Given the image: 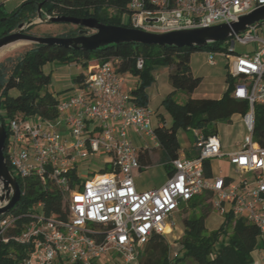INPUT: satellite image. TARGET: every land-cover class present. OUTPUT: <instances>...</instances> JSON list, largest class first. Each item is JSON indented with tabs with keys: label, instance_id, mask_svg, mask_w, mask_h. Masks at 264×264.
Returning a JSON list of instances; mask_svg holds the SVG:
<instances>
[{
	"label": "built area",
	"instance_id": "1",
	"mask_svg": "<svg viewBox=\"0 0 264 264\" xmlns=\"http://www.w3.org/2000/svg\"><path fill=\"white\" fill-rule=\"evenodd\" d=\"M264 5V0H128L122 21L149 32L201 28L236 21ZM257 24L225 40L232 96L246 100L241 115L246 133L233 152L222 151L216 133L191 129L195 154L169 161L171 172L159 187L138 190L133 172L142 167L130 132L149 136L158 145L153 111L137 105L123 87L114 60L93 61L86 67V88L58 100L54 120L13 118L7 121V162L20 177L50 181L62 194L64 217L32 212L16 235H7L16 220L0 216V241L31 244L21 264H102L103 255H119L121 264H134L138 253L155 234L172 232L174 218L202 195L211 210L254 224L264 236V146L254 138V106L264 104V36ZM253 44L237 53L236 45ZM212 55L213 53H209ZM213 63V57H208ZM142 61L138 60L137 66ZM103 152L105 172L80 180V161ZM226 157L234 175H206L204 162ZM108 168V169H107ZM75 175L76 178L73 177ZM178 255L172 253L173 260ZM264 264V262H263Z\"/></svg>",
	"mask_w": 264,
	"mask_h": 264
},
{
	"label": "trees",
	"instance_id": "2",
	"mask_svg": "<svg viewBox=\"0 0 264 264\" xmlns=\"http://www.w3.org/2000/svg\"><path fill=\"white\" fill-rule=\"evenodd\" d=\"M38 2H42L41 12L45 14L93 17L105 24L131 27L122 21L123 15L128 12V0H26L9 13L0 4V37L13 31L20 22L35 18ZM76 31L71 30L69 35L60 36L74 35ZM201 50L228 51L225 41L203 48L120 43L94 51L74 50L61 45L29 44L0 60V121L8 134L6 123L9 119L36 117L54 120L58 116L57 94L48 89L51 73L44 70V66L49 63L79 64L83 70L73 77V81L76 88L85 89L89 61L93 59L103 63L114 60L116 72L137 77L138 83L129 90V94L135 104L143 106H148L146 87L154 81L153 72L159 67H165L172 90L164 96L160 105L169 114L170 123L159 124L154 127V131L160 158L164 159L163 167L169 174V161L178 156L180 148L177 139L179 130L200 129L205 135L216 133L217 122H230L233 115H243L248 109L246 100L232 96L233 83L227 73V86L220 98L190 96L201 82V77L192 73L190 55ZM138 60L142 61L140 67L137 66ZM13 90L18 93L12 95ZM178 91L189 95L183 103L174 99ZM253 135L264 146V104L254 106ZM139 156L142 167L150 164L148 150H140ZM4 157L20 187L19 200L1 216L16 218L7 235L18 234L31 219L30 215L38 204L46 216L64 217L62 194L58 188L50 181L41 182L37 177H20L8 165L6 148ZM204 172L210 175L209 161L204 162ZM73 177L76 178L75 175ZM206 199L200 195L189 202L188 207L197 210L182 218L180 248L173 260L169 256L170 245L165 236L155 234L142 246L134 264H179L185 259H191L196 264H252V252L264 250V236L260 235L254 224L244 218H235L230 213L223 216L217 229L207 231L205 219L211 206L210 203H204ZM30 250L31 244L0 241V264H21Z\"/></svg>",
	"mask_w": 264,
	"mask_h": 264
},
{
	"label": "rangeland",
	"instance_id": "3",
	"mask_svg": "<svg viewBox=\"0 0 264 264\" xmlns=\"http://www.w3.org/2000/svg\"><path fill=\"white\" fill-rule=\"evenodd\" d=\"M256 33L260 36H264V21H260L257 23ZM78 28L75 25L68 23H39L31 28L27 29V33H31L37 36H60L61 34L69 35V31L77 30ZM77 32V31H76ZM91 32V31H89ZM29 44H25L23 41L16 42L12 45H8L0 50V60L4 57L13 54L14 52L22 50L25 46ZM254 48V45L249 43L246 45H236L234 50L237 53H242L244 51L251 52ZM213 53L210 55L209 53ZM213 57L214 62H208V57ZM94 60L91 59L89 63H92ZM228 58L221 51H194L190 55V67L192 73L195 76L201 77L200 84L194 89L193 96L194 97H213L221 95L225 91L227 83L225 81L226 71L228 70ZM44 70L51 73V80L48 85V89L50 91H56L57 88L63 86L65 81H69L67 76V80L64 81V73L71 72L74 76L80 73L83 68L80 66V69H75V67H71L69 65H64L60 63H49L44 66ZM68 75V74H67ZM156 82L153 86L157 85L160 91L166 93L165 87L168 88L169 82L167 79L166 68L159 67L155 69ZM126 83L128 86L131 85L130 80L126 79ZM151 85V84H150ZM148 85L146 87L149 88ZM166 88V89H167ZM151 89V88H150ZM18 92L16 90L12 91V95H16ZM189 95L185 92L178 91L174 97V99L178 103H183ZM148 107L151 110H155L159 105V98L153 96L151 92L150 100L148 103ZM161 106V105H160ZM162 112L166 114L167 120H169V114L165 111V109L161 106ZM216 133L219 135L222 144L226 147V150L235 149V145L240 143L243 139V136L246 133V129L243 124L242 116L240 114H235L231 117L229 121L217 122L215 125ZM130 136L136 143V145H144L147 144L149 150L151 151V162L147 167H143L140 171H137L134 174V182L138 190L140 189H149L153 187H158L162 181L165 179V170L162 164L158 162L160 150L156 146V141L151 139L149 136H145L142 134H133ZM177 139L180 144L179 153L184 152V150L188 153L190 146L194 142V135L191 129L179 130L177 132ZM194 150V148H192ZM108 161V156L103 152L95 153L94 155L87 157L80 161V180L81 182L85 179H88L94 173H98L101 170L105 169L107 166L106 162ZM211 169L212 173L215 175H234V171L232 167L227 163L225 158L221 159H212ZM108 169V168H107ZM1 190V184H0ZM204 203H208L207 200ZM202 203V204H204ZM201 204V205H202ZM185 204L180 205V210H184ZM185 211H181L174 218L175 225L172 227V232L165 235V239L170 245L169 256L172 258V253L175 251H179V238L183 232L182 218L197 210L187 207ZM194 210V211H193ZM37 212H40V208H37ZM223 216L216 213V211L211 210L206 219H205V228L207 231H211L217 229L223 220ZM230 232V231H229ZM257 250L253 253V255H257ZM110 252L107 255H103L100 259L102 264H121L120 256L117 254L111 255ZM179 264H196L191 259H185Z\"/></svg>",
	"mask_w": 264,
	"mask_h": 264
},
{
	"label": "water",
	"instance_id": "4",
	"mask_svg": "<svg viewBox=\"0 0 264 264\" xmlns=\"http://www.w3.org/2000/svg\"><path fill=\"white\" fill-rule=\"evenodd\" d=\"M41 6L42 2H38L35 18L20 22L13 31L0 37V50L17 41H23L25 44L61 45L83 51H94L106 45L120 43L203 48L215 42L225 41L234 34L243 32L248 26L264 21V5H261L229 23L158 33L105 24L93 17L77 18L45 14L41 12ZM39 23H68L78 27V30L76 34L70 36H37L26 32ZM6 137L5 126L0 121V216L20 198L19 184L4 157Z\"/></svg>",
	"mask_w": 264,
	"mask_h": 264
},
{
	"label": "crops",
	"instance_id": "5",
	"mask_svg": "<svg viewBox=\"0 0 264 264\" xmlns=\"http://www.w3.org/2000/svg\"><path fill=\"white\" fill-rule=\"evenodd\" d=\"M24 1H26V0H0V4L2 5V7H3V9H4V11L6 12V13H9V12H12L13 10H15L18 6H20ZM258 27V26H257ZM64 65H69V66H71V67H75V69L77 70V69H80V65L79 64H75V63H70V64H64ZM68 74V75H67ZM166 74H167V79H168V70H167V68H166ZM64 81L65 80H67V76H68V78H69V81L67 82V81H65L64 82V84H63V86H61V87H59V88H57L56 89V91H54V93H56L57 94V98H58V100H61V99H65V98H67V97H69L70 95H72L73 94V92H74V90H75V83H74V81H73V77H74V75H73V73H71V72H65L64 74ZM121 76H122V78H123V87H124V89L125 90H127V91H129L130 89H132V88H134L136 85H137V83H138V79H137V77H135V76H133V75H131V74H129V73H123V74H121ZM153 76H154V81L151 83V85L149 86V88H147V93H148V96H149V100H150V96H151V92H152V94H153V96H155V97H158L159 98V105L156 107V109L155 110H152L153 111V116H152V125H153V127H155V126H157V125H159V124H166V125H168L169 123H170V119L169 120H167V118L166 117H168V116H166V114H164V112H162V110H161V106H160V103H161V101H162V99L164 98V96L165 95H167L171 90H172V87H171V85H170V83H169V85L170 86H168V88L167 87H165V90H166V93H164V92H162V91H160V89H158V86L157 85H155V86H153L154 84H155V82H156V75H155V71L153 72ZM126 79H128V80H130V82H131V85L130 86H128L127 85V83H126ZM168 82H169V80H168ZM151 88V89H150ZM167 88V89H166ZM191 97H193V98H202V97H194L193 96V93H191V95H190ZM221 97V95H218V96H213V97H208V98H220ZM149 103V102H148ZM149 106V105H148ZM170 118V117H169ZM130 134H131V132H130ZM129 134V135H130ZM217 134V133H216ZM218 135V134H217ZM131 137V136H130ZM218 137H219V135H218ZM132 138V137H131ZM219 139H220V137H219ZM133 140V139H132ZM134 141V140H133ZM220 142H221V140H220ZM135 143V142H134ZM136 144V143H135ZM239 144V143H238ZM238 144H236L235 145V149L233 148V149H231V150H226V147L224 146V144H222V142H221V148H222V151L223 152H225V153H228V152H233V151H235L237 148H238ZM139 146V145H138ZM158 148H159V146H157ZM189 149V152L187 153L185 150H184V152H181V154L179 153V151H178V157H189V156H193L196 152H195V149L193 150L192 149V145L190 146V148H188ZM148 151H149V154H151V151L148 149ZM151 157V156H150ZM223 158H225L226 159V161H227V163L229 164V162H228V159L226 158V157H223ZM221 159V158H220ZM164 159H161L160 158V155H159V158H158V162L160 163V164H162V166H163V161ZM140 161H141V159H140ZM230 165V164H229ZM148 166V165H147ZM147 166H145V167H147ZM231 167H232V165H230ZM209 167H210V175H215V174H213L212 173V169H211V162L209 161ZM143 168V167H142ZM232 169H233V167H232ZM141 170V169H140ZM140 170H135L134 172H133V179H134V174L137 172V171H140ZM165 170V169H164ZM168 173L165 171V179L162 181V183L160 184V185H162L164 182H165V180L167 179V177H168ZM219 175V174H218ZM224 175H226V174H224ZM135 183V182H134ZM159 185V186H160ZM136 186V185H135ZM158 186V187H159ZM137 188V187H136ZM153 188H156V187H153ZM149 189H152V188H149ZM149 189H140L141 191H144V190H149ZM258 252H257V255H253V253L255 252V250L252 252V257H253V262H252V264H263V262H264V250L263 249H258L257 250Z\"/></svg>",
	"mask_w": 264,
	"mask_h": 264
},
{
	"label": "bare ground",
	"instance_id": "6",
	"mask_svg": "<svg viewBox=\"0 0 264 264\" xmlns=\"http://www.w3.org/2000/svg\"><path fill=\"white\" fill-rule=\"evenodd\" d=\"M17 42H20V41H17ZM16 43V42H15ZM14 44V43H13Z\"/></svg>",
	"mask_w": 264,
	"mask_h": 264
},
{
	"label": "flooded vegetation",
	"instance_id": "7",
	"mask_svg": "<svg viewBox=\"0 0 264 264\" xmlns=\"http://www.w3.org/2000/svg\"><path fill=\"white\" fill-rule=\"evenodd\" d=\"M78 30V29H77Z\"/></svg>",
	"mask_w": 264,
	"mask_h": 264
}]
</instances>
